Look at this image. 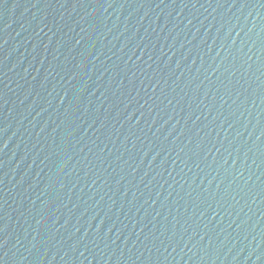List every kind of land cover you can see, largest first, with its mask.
I'll return each mask as SVG.
<instances>
[{
  "label": "water",
  "instance_id": "1",
  "mask_svg": "<svg viewBox=\"0 0 264 264\" xmlns=\"http://www.w3.org/2000/svg\"><path fill=\"white\" fill-rule=\"evenodd\" d=\"M0 264H264V0H0Z\"/></svg>",
  "mask_w": 264,
  "mask_h": 264
}]
</instances>
